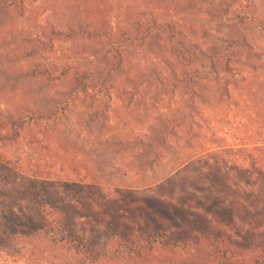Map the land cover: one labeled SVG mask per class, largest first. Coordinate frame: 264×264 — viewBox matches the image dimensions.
I'll return each instance as SVG.
<instances>
[{"label":"rangeland","instance_id":"1","mask_svg":"<svg viewBox=\"0 0 264 264\" xmlns=\"http://www.w3.org/2000/svg\"><path fill=\"white\" fill-rule=\"evenodd\" d=\"M96 1L24 0L20 14L0 9V155L12 161L19 182L41 180L52 203H64L79 235L94 245L117 247L120 235L131 229L125 221L134 210L169 233L183 231L198 210L233 244L246 238L257 245L264 238V202L243 193L264 197V101L250 95L264 88V78L257 76L264 74V0H224L228 16L239 15L224 24L212 7L190 12L196 44L218 49L223 39L245 32L252 54L233 60L224 72L234 73L230 83L222 72L217 81L200 82L190 127L165 139L167 123L187 96L164 98L160 82L173 72L182 75L178 65L153 36L118 66L103 51L89 56L99 40L84 32L87 25L105 20L117 26L116 18H104V9H89ZM127 4L140 12L154 9L152 0ZM67 28L76 33L72 38L57 32L69 34ZM246 62L256 70L245 68ZM63 64L97 69L96 78L105 85L98 84L93 99L78 96L49 122L45 117L60 110L71 82L19 75ZM217 68L222 70L220 62ZM30 116L41 120L28 123L18 135L10 132L7 117ZM12 186L0 182V264H63L64 244L12 240L28 229L24 215L37 213L30 199L14 200ZM154 257L145 258L151 263L130 264H156Z\"/></svg>","mask_w":264,"mask_h":264},{"label":"trees","instance_id":"2","mask_svg":"<svg viewBox=\"0 0 264 264\" xmlns=\"http://www.w3.org/2000/svg\"><path fill=\"white\" fill-rule=\"evenodd\" d=\"M121 1L97 0L93 2L97 4L89 5V9L101 8L102 12L104 9L106 20L117 19L116 27H112L105 20L98 21L97 25L96 23L87 25L88 29L84 32L99 40L96 42L97 46L93 47V49L98 47L97 51L93 50L89 56L98 55L103 51L113 60L114 66H118L123 63L124 56L131 50L143 48L145 40L151 36L161 41L167 58L178 65L182 74L178 77L173 72L169 74L168 80L159 81L161 96L164 98H172L175 94L187 96L186 102L182 99L184 104L181 103L175 109L174 118L167 123L163 134L165 139L177 129L187 127L192 122V112H194L192 105L199 83L219 80L220 73L227 71L233 60L239 61L243 55L248 58L252 54V48L246 42L245 32H239L238 37L235 38L223 39L218 49L212 44H196L197 39H194L192 35L194 30L191 11L205 13L212 7L222 23L227 19L231 22L239 19L238 14L229 17V6L224 3V0H152L154 9L150 8L145 12H140L133 4L128 5L129 0H126L125 4ZM146 1L149 2V0ZM24 4V0H0V9H12L20 14ZM55 11L58 12L56 7ZM68 30L69 34H65L62 30L57 32L72 38V35L76 33L71 29ZM218 62L223 66L221 71L217 68ZM248 64L246 62L244 67L247 69L255 67V64ZM110 68L113 67H109L107 71ZM97 73V69H84L78 65L63 64L53 68L33 67L19 76L44 77L50 83L69 79L72 88L67 99L58 104L60 110L56 109L52 116L45 117L49 122H54L65 113L78 96L82 95L89 99L97 97L95 89L98 84L102 83V88L105 85L104 79L101 81L96 78ZM260 73L257 75L259 79L264 78L263 72ZM105 74L104 72L103 75ZM224 74L229 76L226 83H230L235 77L233 72ZM258 90L250 91V95L252 93L253 96H258L259 99L256 101H264V88ZM7 120L10 132L14 131L13 133L18 135L24 126L28 123L32 125L41 120V117L30 116L22 120L20 117L16 119L7 117ZM11 163L12 161L0 155V182L5 186L14 184V187L12 186L14 200L22 202L28 198L37 209V213L24 215L23 222L27 223L28 229L13 234L12 240L29 243L38 239H49L52 243L64 244L67 257L63 264H130L134 261L148 263L151 260L145 258L151 254L155 256L152 262L155 261L156 264H264V238L257 245L251 244L246 238L239 242L240 244H233L221 228L207 222L198 214V210L194 211L192 221L184 224V230L178 233H169L167 230L153 227L149 219L145 220L144 216L142 217V211L134 210L130 219L125 221L127 227L131 229L120 235L119 238L122 241L117 247L109 249L107 246L94 245L85 239L86 235L83 237L79 235L75 217L67 210L64 203H52L41 180L28 179L19 182L20 175L16 168L11 167ZM38 189H42L43 193H36ZM243 197L264 202V197L261 198L257 193L245 195L244 192ZM146 214L148 215L147 212Z\"/></svg>","mask_w":264,"mask_h":264}]
</instances>
